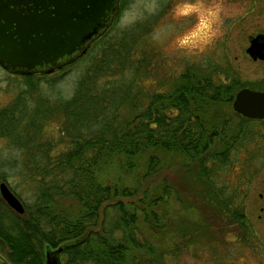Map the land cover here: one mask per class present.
Instances as JSON below:
<instances>
[{"label": "trees", "instance_id": "1", "mask_svg": "<svg viewBox=\"0 0 264 264\" xmlns=\"http://www.w3.org/2000/svg\"><path fill=\"white\" fill-rule=\"evenodd\" d=\"M149 31L143 20L115 40L94 39L70 63L85 65L70 97L39 94L45 73L35 72L0 108V136L19 149L5 165L18 169L21 189L10 188L24 207L0 196L9 264H44L47 246L62 247L63 264H162L140 221L159 219L171 194L198 215L180 218L165 252L253 241L245 198L264 165V120L232 114L227 57L171 70ZM133 247L142 249L134 263Z\"/></svg>", "mask_w": 264, "mask_h": 264}, {"label": "rangeland", "instance_id": "2", "mask_svg": "<svg viewBox=\"0 0 264 264\" xmlns=\"http://www.w3.org/2000/svg\"><path fill=\"white\" fill-rule=\"evenodd\" d=\"M177 2H179V0H161V7L157 14L145 19L150 25V31L148 34L150 42L157 46L162 53L165 54L168 60L166 68L171 70L174 68L180 69L184 59L199 58L202 55L210 53L213 54L212 56L220 59L227 57L229 65L237 70L242 78L247 77L249 79H254L260 75L262 72L261 66L249 58L245 51V47L248 44V34L253 33L262 27V22L264 21V0H223L224 23L221 28V34L211 47L206 49L203 53L195 56H188L177 50L175 47V37L194 23V18L183 20L179 23L171 21L170 10ZM129 4L130 0L119 1V12L113 18L110 26L104 31L106 32L104 35L105 40H115L120 34L118 22L121 13L128 8ZM169 23L176 24L175 30L169 32L162 43L154 42L152 40V33L158 28L163 29ZM70 63L71 62L54 68L51 71L41 72L45 74L42 76V79L38 84L40 88H38L39 94L49 97L50 100L70 97L74 91L76 81L82 69L85 68V65L78 64L72 66ZM24 75L26 74L13 73L0 66V108L15 101L18 96H21L20 93L27 88V79ZM22 97L26 98V95H23ZM29 101L30 104L34 106L37 99L34 100L29 97ZM9 141L8 137L0 136V176L1 173L8 174V180L0 177V181H5L9 187L12 186L17 190L21 189V186H17L20 179L18 169L10 168L9 165L5 164L7 163V160H9L8 158L14 157L19 153V149L17 150L13 147ZM263 173L264 165L251 180L249 194L251 192L252 195H254L253 192L257 188V184ZM170 178H173L174 182L177 181L176 175H173V177ZM155 183L157 182H149V188L153 189ZM252 187L255 188L252 189ZM247 199H249V195L246 197L245 201H247ZM71 203L74 204V202ZM156 209L159 213V219L155 222L141 220L140 229L144 236L153 243L154 252L159 250L164 251V254H162L164 258L162 264H215L214 261L216 264H264V256L259 254L258 248H255L252 242H228L221 248H217V252L216 249L212 252V248L209 250L210 248L204 249L201 246H199L198 250L192 251L191 249L190 251H184L180 255L167 253L168 251L165 252V249L170 245L169 243L175 230V226L179 224L180 218L183 217L185 219L194 220V218H197L198 212L196 211V208L180 203L173 194L168 197L166 202L160 203ZM248 210L249 209L247 208L246 211ZM248 214L252 226H256L253 222V213L251 214L248 212ZM229 238H232V235L229 234ZM132 250L128 249L129 253L126 255V258L129 261L133 258L134 263L136 261V256L142 252V249L133 247ZM215 254L220 258L219 261L213 259ZM60 258L61 264H63L61 253ZM0 264H9L4 258L2 252H0Z\"/></svg>", "mask_w": 264, "mask_h": 264}, {"label": "water", "instance_id": "3", "mask_svg": "<svg viewBox=\"0 0 264 264\" xmlns=\"http://www.w3.org/2000/svg\"><path fill=\"white\" fill-rule=\"evenodd\" d=\"M119 1L0 0V66L31 74L74 61L110 26ZM258 37L247 47L254 57L262 54ZM233 107L246 116L264 117V92L241 88ZM0 194L16 212H23L22 202L3 180ZM61 250L47 246L45 264H61Z\"/></svg>", "mask_w": 264, "mask_h": 264}, {"label": "clouds", "instance_id": "4", "mask_svg": "<svg viewBox=\"0 0 264 264\" xmlns=\"http://www.w3.org/2000/svg\"><path fill=\"white\" fill-rule=\"evenodd\" d=\"M160 7L161 0H130L128 8L121 13L118 27L121 32L126 31L156 15ZM170 18L176 23L194 18V23L179 33L174 43L177 50L195 56L203 53L219 38L224 23L223 0H179L170 10ZM175 27V23H169L163 29L158 28L152 33V40L162 43Z\"/></svg>", "mask_w": 264, "mask_h": 264}, {"label": "flooded vegetation", "instance_id": "5", "mask_svg": "<svg viewBox=\"0 0 264 264\" xmlns=\"http://www.w3.org/2000/svg\"><path fill=\"white\" fill-rule=\"evenodd\" d=\"M258 35V40H259V51H261V55H256L255 57L248 52L247 47L250 44V40L252 37ZM245 51L249 58L259 64L261 66L262 72L257 78L254 79H249L247 77L242 78L239 74L238 71L235 70L231 65L230 69L232 70L230 75L227 78V83L229 85V88L233 94V97L231 101L229 102L230 109L232 111L233 115H236L238 118L240 116L252 118V119H261L264 120V117H250L242 114L241 112L237 111L233 107V102L236 97L237 92L244 87L253 89V90H259L264 92V21L262 22V27L258 30H256L253 33L248 34V44L245 47ZM253 182V181H252ZM252 184V183H251ZM251 185H249L250 187ZM255 187H252V189ZM252 193L248 192L249 199L245 201V209H249L247 211L250 212L251 214L253 213V222L256 224L253 225L254 228V233L255 237L253 238L252 244L254 245L255 248H258L259 254L261 256H264V173L260 177V180L257 184V188L255 191ZM247 195V196H248ZM252 195V196H251ZM246 199V198H245ZM249 216V214H248Z\"/></svg>", "mask_w": 264, "mask_h": 264}, {"label": "bare ground", "instance_id": "6", "mask_svg": "<svg viewBox=\"0 0 264 264\" xmlns=\"http://www.w3.org/2000/svg\"><path fill=\"white\" fill-rule=\"evenodd\" d=\"M18 198V197H17ZM19 199V198H18ZM20 200V199H19Z\"/></svg>", "mask_w": 264, "mask_h": 264}]
</instances>
